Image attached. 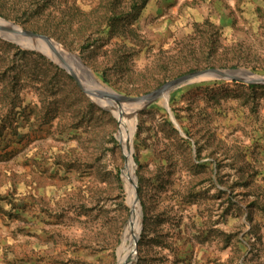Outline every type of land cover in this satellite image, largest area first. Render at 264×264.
Listing matches in <instances>:
<instances>
[{"label": "rangeland", "instance_id": "1", "mask_svg": "<svg viewBox=\"0 0 264 264\" xmlns=\"http://www.w3.org/2000/svg\"><path fill=\"white\" fill-rule=\"evenodd\" d=\"M0 18L130 98L207 69L264 76V0H0ZM4 26L0 264H120L132 208L118 114L132 108ZM135 117L131 264H264V84L199 80Z\"/></svg>", "mask_w": 264, "mask_h": 264}, {"label": "water", "instance_id": "2", "mask_svg": "<svg viewBox=\"0 0 264 264\" xmlns=\"http://www.w3.org/2000/svg\"><path fill=\"white\" fill-rule=\"evenodd\" d=\"M4 20V19H3ZM6 23L2 30H4V34L9 37L13 38V35H17L20 37H25L27 41L30 42H36L37 44L46 43L52 48L54 47V43H57L55 40L51 39L50 37L41 36L38 34H35L33 32L23 30L20 27L4 20ZM59 44V43H58ZM60 45V44H59ZM62 46V45H61ZM63 50L66 52H71L70 50L63 47ZM73 53V52H71ZM74 54V53H73ZM76 75V74H75ZM208 80V79H221V80H229V81H244L248 83H258V84H264V76L257 75L255 73H252L250 71L246 70H222V69H207L203 71H197L190 73L188 75H184L182 77H179L177 79H174L162 87L158 88L157 90L143 96L140 98H130L126 97L120 93H110L108 99L114 103L120 104L122 101H130L129 103H133L132 105H139V109L135 112V116L139 114L140 111L151 105L153 102H155L157 99L165 97L168 99V94L170 91L186 85L190 83H194L199 80ZM125 99V100H124ZM167 109L170 111V108L167 103ZM171 119L173 123L180 129L179 124L177 123L175 117L171 113ZM135 163V162H134ZM136 166V163H135Z\"/></svg>", "mask_w": 264, "mask_h": 264}, {"label": "bare ground", "instance_id": "3", "mask_svg": "<svg viewBox=\"0 0 264 264\" xmlns=\"http://www.w3.org/2000/svg\"><path fill=\"white\" fill-rule=\"evenodd\" d=\"M0 21L5 25L6 23L4 22L3 19L0 18ZM17 41L19 43H23L22 38H18ZM35 43H31L32 46ZM41 45V50H43L45 53L48 55H51L48 53L45 49V45L42 43ZM30 46V45H29ZM54 49H57L60 53L68 56L70 60L74 61L77 63V65L84 69L87 74L93 79L94 82H96L100 87L104 88L107 90L108 93H113L115 91L104 87L103 84H101L100 81H98L95 76L93 75L92 71L84 65V63L80 60V58L71 52H66L63 50L62 46L59 45L58 43H54ZM32 48V47H31ZM125 100V99H124ZM126 105H129L132 108V118L130 120H125L124 116L122 114H118V117L121 120V130L119 132L120 138L122 142L124 143L126 153L128 155V170L125 173V180H126V185H127V190L129 193V198L128 202L130 207L132 208V218L127 226V231H126V236H125V246L123 248V252L120 258V264H131V261L134 258L135 251H136V243L137 239L140 236V231H141V219H142V206L139 200V197L137 195V190L135 186V161H133V146H132V140L135 135V129H136V117H135V112L139 109V105H132L133 103H129L130 101H122Z\"/></svg>", "mask_w": 264, "mask_h": 264}, {"label": "trees", "instance_id": "4", "mask_svg": "<svg viewBox=\"0 0 264 264\" xmlns=\"http://www.w3.org/2000/svg\"><path fill=\"white\" fill-rule=\"evenodd\" d=\"M250 88H256V85H249Z\"/></svg>", "mask_w": 264, "mask_h": 264}]
</instances>
